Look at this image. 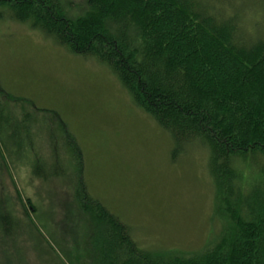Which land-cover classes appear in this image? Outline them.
Here are the masks:
<instances>
[{"label": "rangeland", "instance_id": "rangeland-1", "mask_svg": "<svg viewBox=\"0 0 264 264\" xmlns=\"http://www.w3.org/2000/svg\"><path fill=\"white\" fill-rule=\"evenodd\" d=\"M233 1L245 6L252 32L263 21L252 0ZM62 2L74 17L87 12V0ZM0 99V203L31 220L23 221L18 248L26 263L94 261L101 224L82 209L81 180L146 250L192 254L229 228L216 207L206 148L189 147L175 158L171 134L133 102L108 66L6 16Z\"/></svg>", "mask_w": 264, "mask_h": 264}, {"label": "trees", "instance_id": "trees-1", "mask_svg": "<svg viewBox=\"0 0 264 264\" xmlns=\"http://www.w3.org/2000/svg\"><path fill=\"white\" fill-rule=\"evenodd\" d=\"M0 4L7 10L0 18L28 23L108 66L133 102L171 134L175 158L196 145L210 154L216 207L229 221L215 242L192 254L143 249L81 180L82 209L101 224L90 264H264V0L249 6L263 20L252 32L245 6L233 0H87L78 17L62 0ZM25 220L0 203L5 264H28L18 249Z\"/></svg>", "mask_w": 264, "mask_h": 264}]
</instances>
